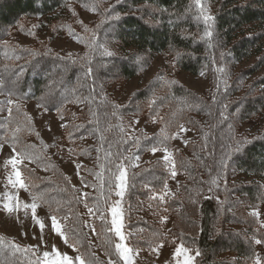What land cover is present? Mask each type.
<instances>
[{
  "label": "trees",
  "instance_id": "trees-1",
  "mask_svg": "<svg viewBox=\"0 0 264 264\" xmlns=\"http://www.w3.org/2000/svg\"><path fill=\"white\" fill-rule=\"evenodd\" d=\"M38 19L45 40H13ZM58 36L79 49H55ZM158 55L166 65L143 87L115 96ZM178 72L205 76L209 89L188 88ZM28 101L68 120L53 144L88 161L83 195ZM185 130L192 135L181 146ZM2 145L83 264H107L97 249L118 257L110 209L123 170V227L135 249L155 257L183 246L193 264H264V0H0ZM0 264L42 262L0 232Z\"/></svg>",
  "mask_w": 264,
  "mask_h": 264
},
{
  "label": "rangeland",
  "instance_id": "rangeland-1",
  "mask_svg": "<svg viewBox=\"0 0 264 264\" xmlns=\"http://www.w3.org/2000/svg\"><path fill=\"white\" fill-rule=\"evenodd\" d=\"M44 22L38 19L31 25L33 33L25 34L18 31L13 40L23 46H33L39 41L46 39V34L38 29ZM37 28V29H35ZM57 50H77L79 45L72 39L58 36L50 42ZM166 65V58L158 55L152 65L141 75H137L131 80L118 86L115 96L125 100L133 91L143 87L163 66ZM176 77L188 88L199 92H206L210 83L205 76H192L187 72H178ZM24 107L33 117L36 127L41 132L43 138L51 146L54 158L60 163L63 171L70 177L72 183L78 188L81 195L87 192L81 176L83 175L82 164L88 163L83 159L71 160L67 155L55 149L53 141L56 135L67 123V119L59 118L55 113L43 110L36 102H24ZM137 127H143L147 131L155 128L151 124L142 121L137 122ZM192 135L189 131H184L176 139V143L185 146L187 139ZM168 150H155L150 157H167ZM21 160L17 157L13 148L9 145H2L0 148V232L13 238L22 244L35 249L42 264H83L82 258L76 249L70 245L63 234L64 223L50 217L46 210L34 203L26 190L25 183L19 172ZM126 172L123 170L119 175L116 197L110 209V217L113 230L117 236L116 260L105 257L99 249L97 254L106 260L107 264H193V258L183 246L170 250L162 248L155 257L142 253L135 249L126 239L124 232L122 202L125 191ZM93 242H95L92 231H90Z\"/></svg>",
  "mask_w": 264,
  "mask_h": 264
},
{
  "label": "snow or ice",
  "instance_id": "snow-or-ice-1",
  "mask_svg": "<svg viewBox=\"0 0 264 264\" xmlns=\"http://www.w3.org/2000/svg\"><path fill=\"white\" fill-rule=\"evenodd\" d=\"M153 153H155V150H153ZM93 231H95V229H93Z\"/></svg>",
  "mask_w": 264,
  "mask_h": 264
}]
</instances>
